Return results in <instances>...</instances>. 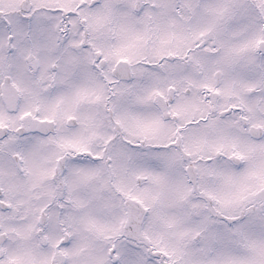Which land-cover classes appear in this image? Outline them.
Segmentation results:
<instances>
[{"label": "snow or ice", "instance_id": "6c2138e0", "mask_svg": "<svg viewBox=\"0 0 264 264\" xmlns=\"http://www.w3.org/2000/svg\"><path fill=\"white\" fill-rule=\"evenodd\" d=\"M0 264H264V0H0Z\"/></svg>", "mask_w": 264, "mask_h": 264}]
</instances>
